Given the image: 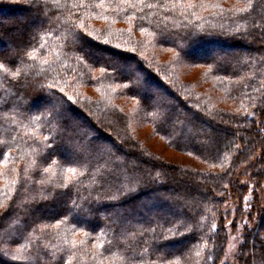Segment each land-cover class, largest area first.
Wrapping results in <instances>:
<instances>
[{
  "label": "trees",
  "instance_id": "16d2710c",
  "mask_svg": "<svg viewBox=\"0 0 264 264\" xmlns=\"http://www.w3.org/2000/svg\"><path fill=\"white\" fill-rule=\"evenodd\" d=\"M1 48L0 264H218L234 214L264 264V0H0Z\"/></svg>",
  "mask_w": 264,
  "mask_h": 264
},
{
  "label": "rangeland",
  "instance_id": "374dc122",
  "mask_svg": "<svg viewBox=\"0 0 264 264\" xmlns=\"http://www.w3.org/2000/svg\"><path fill=\"white\" fill-rule=\"evenodd\" d=\"M17 18L19 20H23L22 15H18V13L16 14ZM12 16L9 15L8 18H11ZM2 50V48L0 49V51ZM186 74H184V78H186L187 80H191V81H200L201 77H202V72H203V67H197L194 69H187L186 70ZM205 84V83H204ZM206 88V84L203 85ZM126 106V104H124ZM228 105V104H227ZM126 108V107H125ZM106 129H112L114 131H116L115 126H109V125H104ZM133 126H135V124H133ZM260 127H264V123H260L259 124ZM134 133L138 136L141 137L140 140H142L141 142L144 143L145 145H149L151 147H153L154 149L158 150V152L160 153V155L164 154L165 156H167L168 158L172 159V160H179L180 162L185 163L184 161H192L194 162L195 166L202 168L203 170H209L210 168L212 169H217V165H213L210 163H206L205 161H201L199 159H196L190 155H187L186 153H180L179 151H176L175 149L168 147V144L166 143V141L163 138H160L159 136H157L151 125L149 124H142V125H137L134 128ZM120 138H124L125 136H123V132L118 134ZM264 156L263 153V146L260 142H257L255 145H253V148L250 150V152L247 153V157L244 159V161H242V167L243 169L247 170V174L244 177V181L247 182L248 181H254L255 183H250L249 184V190H253L255 193L259 192V196L261 197L260 199L262 201H264V165L263 162H258V168L259 169H263L261 171V174H257L255 169H251V167L248 166V162L249 160H253L256 156ZM260 163V164H259ZM189 164V163H187ZM187 164H184V166H187ZM191 165V164H189ZM250 170V171H249ZM253 192V193H254ZM231 195H233V192L230 188L229 185L226 184V194L224 196L225 202H230L231 199ZM236 198H234L235 200ZM246 202V201H245ZM188 203L190 204L191 201H188ZM230 204V203H229ZM264 205V202H263ZM233 210H235L236 207V203L231 204L230 205ZM233 215V214H232ZM235 215V214H234ZM234 215L231 217V215L227 216V221H226V229L228 232V242L226 244L225 250H224V255L221 258V260L219 261L218 264H238L237 260H236V255H237V251L239 250L240 244L242 242V223L244 224V222H239V223H235L236 219L234 217ZM188 218V217H186ZM261 228H263V232H264V223H262ZM173 248H175L173 246ZM176 248H180V246L176 247Z\"/></svg>",
  "mask_w": 264,
  "mask_h": 264
},
{
  "label": "snow or ice",
  "instance_id": "6c2138e0",
  "mask_svg": "<svg viewBox=\"0 0 264 264\" xmlns=\"http://www.w3.org/2000/svg\"><path fill=\"white\" fill-rule=\"evenodd\" d=\"M0 67H3V65H0ZM69 172L75 173L76 169L70 168L68 169Z\"/></svg>",
  "mask_w": 264,
  "mask_h": 264
}]
</instances>
